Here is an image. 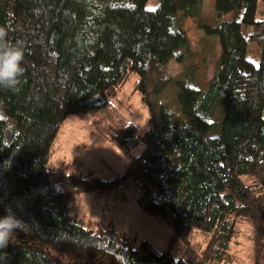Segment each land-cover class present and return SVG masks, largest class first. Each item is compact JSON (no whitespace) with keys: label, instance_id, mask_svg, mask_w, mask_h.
<instances>
[{"label":"trees","instance_id":"1","mask_svg":"<svg viewBox=\"0 0 264 264\" xmlns=\"http://www.w3.org/2000/svg\"><path fill=\"white\" fill-rule=\"evenodd\" d=\"M147 2L0 0L6 39L25 49L21 83L0 88V217L11 207L28 225L0 249V264H190L172 249L200 233L197 264H245L237 261L242 224L257 251L247 264H264V0H215L216 23H200L220 43L205 83L184 28L201 0ZM175 62L186 71L173 111L151 99L148 83L154 74L160 93ZM136 74L150 109L145 132L118 104ZM70 116L91 120L130 157L125 173H84L79 158L50 166ZM127 189L171 228L167 249L78 212L86 193L124 197Z\"/></svg>","mask_w":264,"mask_h":264},{"label":"rangeland","instance_id":"2","mask_svg":"<svg viewBox=\"0 0 264 264\" xmlns=\"http://www.w3.org/2000/svg\"><path fill=\"white\" fill-rule=\"evenodd\" d=\"M159 1L148 0L146 6L153 8ZM215 15V0H201L199 15L186 17L184 26L191 41L193 61L199 72L204 75L202 83L213 76L220 53V43L217 36L207 35L200 23L201 20L216 23ZM185 71L186 67L182 63L175 62L170 68L173 80L160 93L155 94L153 93L155 76L150 74L148 89L151 99L157 105L163 103L173 111L179 110L177 81L184 77ZM138 79L139 76L136 74L127 81L119 93L118 104L128 112L130 119L137 124L140 131L145 132L148 129L150 109L143 101L140 91L136 89ZM196 82L202 86L199 80ZM58 138L54 156L50 160V166L55 169H60L66 160L72 158L83 161L84 173L93 171L106 179L121 175L128 168L130 157L104 137L96 134L92 129L91 120H82L77 116L68 117L61 127ZM142 148L143 146L139 145L133 153L138 154ZM78 212L87 221L112 222L119 231L134 236L136 243L146 240L158 250L167 249L171 228L162 220L144 211L138 204L136 194L130 189L126 190L124 197L113 195L101 197L95 193H86L82 195ZM241 227L243 231L238 236L239 242L236 243L237 261L245 264L251 263L253 259L257 261L255 258L257 251L250 227L243 224ZM204 236L202 233L198 234L197 238L192 239L191 244L178 241L172 249L174 255L186 259L190 264H197L201 260L202 249L205 246Z\"/></svg>","mask_w":264,"mask_h":264},{"label":"clouds","instance_id":"3","mask_svg":"<svg viewBox=\"0 0 264 264\" xmlns=\"http://www.w3.org/2000/svg\"><path fill=\"white\" fill-rule=\"evenodd\" d=\"M6 37V29L0 27V88L15 90L25 72V49L19 42L12 43ZM10 165V160L4 162L6 169ZM27 228V222L8 207L6 214L0 217V249H6L10 242L15 241L17 231H25Z\"/></svg>","mask_w":264,"mask_h":264}]
</instances>
